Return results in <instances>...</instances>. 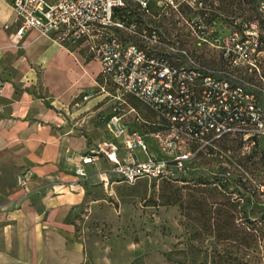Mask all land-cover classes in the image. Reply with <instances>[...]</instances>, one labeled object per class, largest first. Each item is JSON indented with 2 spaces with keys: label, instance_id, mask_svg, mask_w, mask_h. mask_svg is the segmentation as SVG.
<instances>
[{
  "label": "rangeland",
  "instance_id": "rangeland-1",
  "mask_svg": "<svg viewBox=\"0 0 264 264\" xmlns=\"http://www.w3.org/2000/svg\"><path fill=\"white\" fill-rule=\"evenodd\" d=\"M260 2L151 0L147 14L135 0H125L141 23L159 31L160 52L177 46L186 51L185 56L177 54L182 61L191 57L210 68L221 67L217 51L198 43L194 24L201 21L207 28L227 30L239 29L243 21L248 29L258 30L264 50ZM62 45L77 53L75 57L80 54L90 69L98 67L85 48ZM259 71L264 77V55ZM91 72V83L80 94L88 96L81 97L86 117L82 130L86 154L94 156L86 164L80 158L72 169L83 197L66 216L79 248V264H264V139L247 149L239 141H222L197 157L185 174L126 182L111 170L113 164L103 152L108 143H117L119 158L128 161V152L108 125L117 92L103 83L99 71ZM248 79L260 84L252 76ZM122 98L121 113L129 131L145 134L157 129L159 119L150 109L129 95ZM149 154L161 157L153 147ZM76 167H83L85 175L76 174ZM61 184V192H76L69 182Z\"/></svg>",
  "mask_w": 264,
  "mask_h": 264
},
{
  "label": "built area",
  "instance_id": "built-area-1",
  "mask_svg": "<svg viewBox=\"0 0 264 264\" xmlns=\"http://www.w3.org/2000/svg\"><path fill=\"white\" fill-rule=\"evenodd\" d=\"M9 1L14 17L4 29L13 28V41L36 30L59 43L83 47L99 64L103 83L117 92L108 125L128 152V161L119 158L117 143H108L103 152L124 181L185 174L197 157L222 141H239L247 149L264 139V77L259 71L264 50L258 30L248 29L243 21L239 29L227 30L194 24L198 43L217 51L221 67L210 68L191 57L182 61L186 51L177 46L160 52L159 31L141 23L125 0ZM135 1L149 13L151 0ZM260 5L264 8L263 1ZM123 95L150 109L159 119L157 129L129 131L121 113ZM152 147L160 158L150 156ZM139 153L145 158L135 159ZM93 156H82L83 164ZM75 173L84 176V168L76 167Z\"/></svg>",
  "mask_w": 264,
  "mask_h": 264
},
{
  "label": "crops",
  "instance_id": "crops-1",
  "mask_svg": "<svg viewBox=\"0 0 264 264\" xmlns=\"http://www.w3.org/2000/svg\"><path fill=\"white\" fill-rule=\"evenodd\" d=\"M13 17L0 0V264H79L66 216L83 197L72 173L88 148L80 93L99 65L36 30L13 41Z\"/></svg>",
  "mask_w": 264,
  "mask_h": 264
},
{
  "label": "trees",
  "instance_id": "trees-1",
  "mask_svg": "<svg viewBox=\"0 0 264 264\" xmlns=\"http://www.w3.org/2000/svg\"><path fill=\"white\" fill-rule=\"evenodd\" d=\"M251 1H254V0H251ZM261 1H263L264 2V0H261ZM250 230L252 229V228H249Z\"/></svg>",
  "mask_w": 264,
  "mask_h": 264
}]
</instances>
